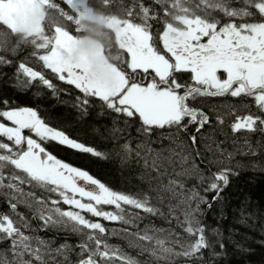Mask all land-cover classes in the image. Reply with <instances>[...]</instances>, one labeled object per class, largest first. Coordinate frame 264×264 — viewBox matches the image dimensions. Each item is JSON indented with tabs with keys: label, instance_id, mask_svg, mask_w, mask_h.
<instances>
[{
	"label": "snow or ice",
	"instance_id": "6c2138e0",
	"mask_svg": "<svg viewBox=\"0 0 264 264\" xmlns=\"http://www.w3.org/2000/svg\"><path fill=\"white\" fill-rule=\"evenodd\" d=\"M3 69L17 89L110 118L119 162L142 165L146 188L113 190L58 158L56 146L108 154L0 95V264H141L114 234L143 264H221L229 249L206 215L237 174L234 154L264 147V0H0Z\"/></svg>",
	"mask_w": 264,
	"mask_h": 264
},
{
	"label": "trees",
	"instance_id": "16d2710c",
	"mask_svg": "<svg viewBox=\"0 0 264 264\" xmlns=\"http://www.w3.org/2000/svg\"><path fill=\"white\" fill-rule=\"evenodd\" d=\"M13 85L12 70H0V95L7 96L17 104L37 107L40 114L52 126L108 154L107 159L100 160L56 146L52 151L58 158L87 170L94 178L113 190L136 194L146 188V182L140 178L143 173L142 165H138L135 159L127 165H121L119 162L116 147L122 137L114 138L111 134L112 120L110 118L97 116L91 109L87 116L79 115L72 106V97L64 93L53 97L38 86L17 89ZM130 131L132 137L135 138V130L130 129ZM229 135L231 137V134ZM216 139L224 140L225 137L217 134ZM258 140H261L258 133L249 137L253 147L256 146ZM235 143L237 146L241 145L242 139H235ZM223 146L230 150L233 149L231 140ZM152 147L155 148L158 145L153 144ZM253 164L255 167L252 166ZM233 166L236 167L237 174L230 176L229 184L222 192L221 203L214 206L217 211L209 210L206 219L214 226L219 224L224 234L229 252L221 264H264V244L261 243L264 241V147L258 148L255 156L246 152L234 154ZM7 210L3 195L0 194V213ZM18 211L30 215L24 206H19ZM218 211H222L223 215L218 216ZM146 222L155 223L157 226L163 225V221L153 218H149ZM32 223L36 222L32 221ZM144 223L145 221H141L139 227H144ZM105 224L117 230L122 227L119 222H105ZM38 234L45 235L43 232ZM47 235L54 236L57 241L65 239L66 236L70 241L76 239L65 233H48ZM229 239L242 242L250 250L241 253L229 242ZM107 240L127 254L136 257L143 264L144 257L139 255L137 250L127 246L122 234L111 235L107 237Z\"/></svg>",
	"mask_w": 264,
	"mask_h": 264
}]
</instances>
